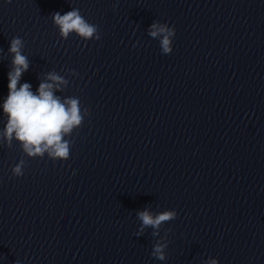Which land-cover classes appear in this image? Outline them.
I'll list each match as a JSON object with an SVG mask.
<instances>
[{
	"label": "clouds",
	"instance_id": "1",
	"mask_svg": "<svg viewBox=\"0 0 264 264\" xmlns=\"http://www.w3.org/2000/svg\"><path fill=\"white\" fill-rule=\"evenodd\" d=\"M53 21L64 38H67L70 32H75L85 39L92 38L97 33V26L88 23L77 9L63 15L56 12L53 14ZM159 34H166L162 40L163 52L171 53L169 37L175 35V30L154 22L150 26V35L156 37ZM96 39L100 37L97 35ZM21 48V38H13L9 48L13 60L12 69L8 72V95L3 102V113L7 116L3 136L9 144L13 138L19 141L29 156H42L47 151L54 159L66 160L69 157V145L63 137L83 120L79 101L67 99L61 102L60 98L54 95L53 83L41 82L36 93L31 90L29 83L20 84V78L29 66ZM48 80L55 82L57 87L64 83L62 78L54 73L49 74ZM22 164L23 161L13 169L15 176L23 175ZM175 215L174 212H164L153 217L147 210L138 213L143 226L154 228L173 219ZM152 255L160 260L165 259L161 245L155 246ZM211 264L216 262L212 261Z\"/></svg>",
	"mask_w": 264,
	"mask_h": 264
}]
</instances>
